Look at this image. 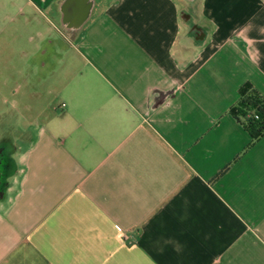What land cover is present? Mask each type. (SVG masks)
<instances>
[{
    "label": "crops",
    "instance_id": "crops-1",
    "mask_svg": "<svg viewBox=\"0 0 264 264\" xmlns=\"http://www.w3.org/2000/svg\"><path fill=\"white\" fill-rule=\"evenodd\" d=\"M246 83L264 0H0V264H264Z\"/></svg>",
    "mask_w": 264,
    "mask_h": 264
},
{
    "label": "trees",
    "instance_id": "trees-1",
    "mask_svg": "<svg viewBox=\"0 0 264 264\" xmlns=\"http://www.w3.org/2000/svg\"><path fill=\"white\" fill-rule=\"evenodd\" d=\"M229 113L249 132L253 141L264 135V96L250 83L239 90V99Z\"/></svg>",
    "mask_w": 264,
    "mask_h": 264
},
{
    "label": "rangeland",
    "instance_id": "rangeland-1",
    "mask_svg": "<svg viewBox=\"0 0 264 264\" xmlns=\"http://www.w3.org/2000/svg\"><path fill=\"white\" fill-rule=\"evenodd\" d=\"M59 56V59L61 58V54H59L58 55ZM66 56V55H65ZM64 55L62 56V57H65ZM38 67V66H37ZM42 68V70H41V72H49V71H52L53 70V68L55 67L54 65H52V66H50V65H48V66H46L45 68L43 67V66H41ZM39 68V67H38ZM40 69V68H39ZM62 69V67H61V65H57V69H54L55 71L57 70V72H60V70ZM25 82H23V81H18V82H15V81H12V82H10V91L12 90V89H15V88H20V94L18 95H16V96H12V95H9V97H8V102H7V104L5 105L6 107H10L9 109L12 111V106L14 105V104H16L14 101L15 100H17V101H19V104L21 105V86L24 84ZM26 85V84H25ZM24 88H26V86L24 87ZM28 88V87H27Z\"/></svg>",
    "mask_w": 264,
    "mask_h": 264
}]
</instances>
